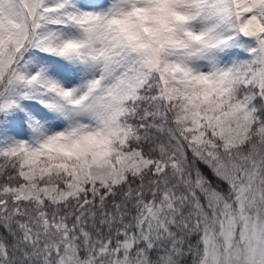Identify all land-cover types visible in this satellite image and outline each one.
<instances>
[{
    "label": "snow or ice",
    "instance_id": "obj_1",
    "mask_svg": "<svg viewBox=\"0 0 264 264\" xmlns=\"http://www.w3.org/2000/svg\"><path fill=\"white\" fill-rule=\"evenodd\" d=\"M0 264H264V0H0Z\"/></svg>",
    "mask_w": 264,
    "mask_h": 264
}]
</instances>
